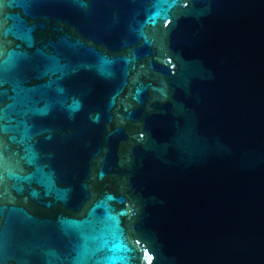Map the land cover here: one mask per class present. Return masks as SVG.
Segmentation results:
<instances>
[{
  "label": "water",
  "instance_id": "95a60500",
  "mask_svg": "<svg viewBox=\"0 0 264 264\" xmlns=\"http://www.w3.org/2000/svg\"><path fill=\"white\" fill-rule=\"evenodd\" d=\"M0 264H264V0H0Z\"/></svg>",
  "mask_w": 264,
  "mask_h": 264
}]
</instances>
